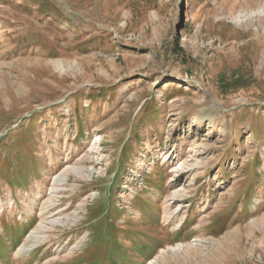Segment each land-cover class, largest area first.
<instances>
[{"label":"rangeland","instance_id":"rangeland-1","mask_svg":"<svg viewBox=\"0 0 264 264\" xmlns=\"http://www.w3.org/2000/svg\"><path fill=\"white\" fill-rule=\"evenodd\" d=\"M0 264H264V0H0Z\"/></svg>","mask_w":264,"mask_h":264},{"label":"bare ground","instance_id":"bare-ground-1","mask_svg":"<svg viewBox=\"0 0 264 264\" xmlns=\"http://www.w3.org/2000/svg\"><path fill=\"white\" fill-rule=\"evenodd\" d=\"M252 2H253V1H252ZM247 3H248V2H247ZM250 5H251V3H250ZM250 5H249V6H250ZM41 228L43 229L44 227H41ZM40 240H41V237H38V236H37V237H35L34 240L29 239L28 242H27L25 245H28V244L30 243L31 245L34 246L35 244H37L38 242H40ZM25 245L22 247V250H21L22 253H26V252H27V247H28V246H25ZM256 251H257V250H255V252H256Z\"/></svg>","mask_w":264,"mask_h":264}]
</instances>
